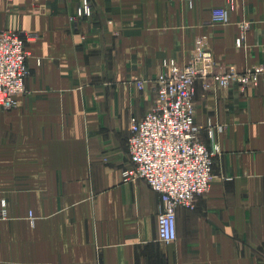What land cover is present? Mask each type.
<instances>
[{
    "label": "crops",
    "instance_id": "0c3cea01",
    "mask_svg": "<svg viewBox=\"0 0 264 264\" xmlns=\"http://www.w3.org/2000/svg\"><path fill=\"white\" fill-rule=\"evenodd\" d=\"M89 1L74 22L83 0H0V30L36 34L26 91L0 107V264H264V78L245 91L197 81L201 141L221 152L207 195L177 209L175 241L158 235L160 195L123 177L131 120L153 109L166 60L208 48L264 73V0H234L226 24L212 9L228 0Z\"/></svg>",
    "mask_w": 264,
    "mask_h": 264
},
{
    "label": "built area",
    "instance_id": "2783aa9c",
    "mask_svg": "<svg viewBox=\"0 0 264 264\" xmlns=\"http://www.w3.org/2000/svg\"><path fill=\"white\" fill-rule=\"evenodd\" d=\"M228 3L212 9L214 23H228L234 0ZM92 13L91 2L83 0L72 20L91 17ZM248 28L244 23L242 38ZM35 36L32 32L0 30L1 108H14L16 97L26 91L25 81L31 72L27 42ZM41 63L37 59V64ZM163 67L165 72L153 81V109L144 118L131 120L128 146L132 164L123 171V177L125 181H145L160 195L158 235L162 241L172 242L177 239V209H194L197 197L207 195L214 178V161L220 153L218 145L209 148L201 141L200 127L195 123L197 81L206 89L237 86L245 91L257 86L264 73L255 68L240 72L225 67L208 48L194 51L182 68L171 60H166ZM135 83L140 90L146 87L143 79H135ZM213 133L211 126L209 134ZM3 206L5 218L8 213Z\"/></svg>",
    "mask_w": 264,
    "mask_h": 264
},
{
    "label": "rangeland",
    "instance_id": "374dc122",
    "mask_svg": "<svg viewBox=\"0 0 264 264\" xmlns=\"http://www.w3.org/2000/svg\"><path fill=\"white\" fill-rule=\"evenodd\" d=\"M257 86H258V85H257ZM219 148H220V147H219ZM220 150H221V149H220ZM220 152H221V151H220ZM219 154H220V153H219ZM219 154H218V155H219ZM218 155H217V156H218ZM217 156H216V157H217ZM214 177H215V173H214ZM213 179H214V178H213ZM3 207H4V206H3ZM2 209H3V208H2ZM6 209H7V208H6ZM7 213H8V210H7ZM0 217L3 218V219H6V218L9 217V213L7 214V217L4 218V217H2V210H1V212H0Z\"/></svg>",
    "mask_w": 264,
    "mask_h": 264
}]
</instances>
